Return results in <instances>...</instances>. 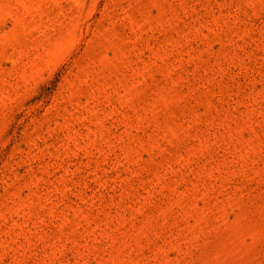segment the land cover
Wrapping results in <instances>:
<instances>
[{
  "label": "rangeland",
  "instance_id": "1",
  "mask_svg": "<svg viewBox=\"0 0 264 264\" xmlns=\"http://www.w3.org/2000/svg\"><path fill=\"white\" fill-rule=\"evenodd\" d=\"M0 264H264V0H0Z\"/></svg>",
  "mask_w": 264,
  "mask_h": 264
}]
</instances>
